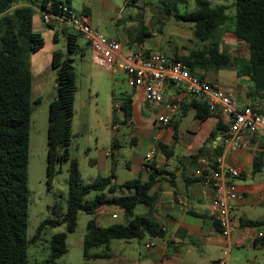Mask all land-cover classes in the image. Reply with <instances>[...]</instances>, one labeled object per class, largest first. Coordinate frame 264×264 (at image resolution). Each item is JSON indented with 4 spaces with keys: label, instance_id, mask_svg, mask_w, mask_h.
Returning <instances> with one entry per match:
<instances>
[{
    "label": "crops",
    "instance_id": "crops-1",
    "mask_svg": "<svg viewBox=\"0 0 264 264\" xmlns=\"http://www.w3.org/2000/svg\"><path fill=\"white\" fill-rule=\"evenodd\" d=\"M168 1L176 2L178 0H147L140 6H135L129 3V0H124L121 8L111 6L112 0H99L101 11H107L109 8L111 11H117V16L112 20L110 18L105 20L104 24L94 19L89 6H87L89 4L82 5L81 9L76 11L71 7V0H69V7L75 15L85 19L93 29L100 30L102 33L98 31L99 33L119 43L117 63H121L126 55L137 48H142L145 52H157L168 60L187 56L191 50L198 48V45L193 48L180 46L174 47L170 56L161 54L159 36L162 31L160 23L164 24L168 18L166 15H161L164 6L160 9L158 4ZM206 1L210 7L219 5L228 7L226 11L228 16L233 13L230 6L234 0ZM190 2L192 0H187L186 5H177V8L178 6L185 7ZM26 5L25 0H20L12 8ZM42 19V12L34 9L31 18L32 29L43 38V46L29 55L28 65L31 93L35 86L39 99L45 87L52 88L53 96L48 100V105L55 97V77L51 68V57L55 52L54 43L58 41L59 34L63 35L64 29H71L67 28L61 19H50L49 26L44 24ZM110 21L113 24L112 29L105 26V24H110ZM187 28L189 31H186L184 24L175 25L174 33L180 39H189L192 34L191 26ZM141 31H143V35H141ZM217 36L220 49L223 48L231 56L238 55L237 51L242 48V45L229 31H218ZM79 39L86 46L80 37ZM201 47L202 45L199 48ZM89 57L92 61L91 55ZM116 70L120 69L114 64L107 71L113 74L117 72ZM223 70L197 71L196 75L208 83L217 85L223 92L229 94L238 107L248 105L264 114V99L259 91L252 88L248 78H237L235 71L231 69H228V73H223ZM120 72L124 77V84L130 92L128 94L131 100L130 120L126 125L119 124L118 120L122 117L119 108L121 103L112 106L110 129L113 125L117 128L114 131L111 130L110 139L105 144L107 148L99 152L102 158L109 160V163L102 162L101 164L97 163L94 158H89V164L100 169L106 176H109L113 170L114 179L111 182L115 184L135 178L144 181L155 171L157 175L154 174V183L150 191L153 199L151 207L144 206L139 214H133L136 216L148 215L161 229V235L156 237L144 235L131 240H111L107 244V257L94 260L93 263L216 264L221 250L225 247L229 248L228 257L231 252L239 253V255L240 252H247L251 255L250 259L257 263V255L264 252L262 242L264 237L258 238L257 234L264 232V225L247 227L239 226V223L241 221H264V141L259 135L252 134L245 136L237 149L222 148L221 133L216 132L215 129L218 123L226 126L224 118L218 112H212L202 120L195 119L194 110L190 108L191 98L183 97L181 87L172 84L164 85L163 98L171 100L181 96V103L167 125L159 124L156 117L162 113L160 105L144 101L142 92L129 87L126 76L121 70ZM91 84L89 78L87 94L81 95L75 74L76 91L71 118V142L77 137L82 138L84 132L89 131L92 145L97 147V135L92 133L90 128L91 114L96 111L97 107L96 94L92 93ZM113 116L116 119H113ZM120 126L127 128L125 137L127 139L117 137L116 133ZM213 132L215 136L210 139V134ZM158 144L162 146L161 149L157 147ZM76 147H78V142ZM89 148L90 144L86 142L82 146L85 151H89ZM107 150H110L111 155H105ZM88 155H90V151L87 153ZM118 155H123L124 168L133 175L132 178L126 179L116 174L114 157ZM146 155L151 156L150 161L143 165L142 159ZM219 155L226 167H234L238 171L237 176L231 179L237 198L230 213L234 231L228 239L220 236L217 231L209 206L213 191L202 182L200 177L201 169L211 164ZM259 155L262 165L259 170H253V157ZM112 215H115V218H112ZM95 221L101 227L123 223L122 212L104 207L96 211ZM148 242H151L152 246L145 248L144 245ZM102 251L103 249L97 248L91 253L101 254Z\"/></svg>",
    "mask_w": 264,
    "mask_h": 264
},
{
    "label": "trees",
    "instance_id": "trees-1",
    "mask_svg": "<svg viewBox=\"0 0 264 264\" xmlns=\"http://www.w3.org/2000/svg\"><path fill=\"white\" fill-rule=\"evenodd\" d=\"M19 1L0 0V264H26L27 243L36 240L44 228L61 225L64 231L49 238L44 261L45 264H58L56 261L67 252L66 235L75 230L78 212L89 217L81 243L82 264H94V260L106 258L107 244L111 240L160 236L161 229L148 215L133 214L136 206L151 207L153 199L150 191L154 174L157 175L155 171L144 181L135 178L115 184L111 182L114 179L111 170L109 176L94 178L87 184L81 183L77 162L69 152L76 91L74 68L69 57L62 58L60 53L54 52L51 68L55 77V97L47 105L45 182L49 186L54 174L60 171V166L67 163L65 209L55 218L42 221L33 237L26 240L28 136L31 105L36 103L31 100L28 57L43 46V38L32 29V13L37 9L43 16L64 22L69 15L62 10L63 7L75 13L69 7V0H25L26 6L12 8ZM192 2L193 9L183 13H178L177 5H186L187 0L162 3L167 18L176 23L190 24L193 38L202 45L191 50L187 56L169 60L181 62L193 75L197 71L234 70L237 78L247 77L252 88L259 91L264 99V0H234L230 6L233 11L231 16L227 15L226 6L210 7L206 0ZM49 23L46 25L49 26ZM227 24L231 25L230 33L245 49V55L231 56L219 48L217 32L225 31ZM162 26L163 23H160V28ZM63 35L67 53L79 51L82 55L76 44L79 35L68 29L63 30ZM190 98L195 119L202 120L209 116L204 102ZM130 104V95L122 98L119 106L122 117L118 120L121 125H126L130 120ZM113 119L116 117L113 116ZM215 130L224 138L227 127L218 123ZM214 136L215 133H211L210 139ZM157 147L162 148L159 144ZM261 165V156H254L253 170H259ZM91 193L93 197L87 199ZM104 207L119 209L123 223L99 226L95 214ZM258 225H264V221L239 223V226L247 227ZM262 242L264 245V240ZM97 248L103 249L101 254L91 253Z\"/></svg>",
    "mask_w": 264,
    "mask_h": 264
},
{
    "label": "rangeland",
    "instance_id": "rangeland-1",
    "mask_svg": "<svg viewBox=\"0 0 264 264\" xmlns=\"http://www.w3.org/2000/svg\"><path fill=\"white\" fill-rule=\"evenodd\" d=\"M124 0H112L111 6L121 8ZM153 1V0H151ZM88 2V3H87ZM71 7L79 11L84 4H89L92 16L96 21L104 24L105 20L113 19L117 16V11H111L110 8L107 11H101L99 9V0H71ZM164 6L162 3L158 4V7L162 9ZM192 10V2L185 7L178 6V13ZM161 15H166L161 11ZM155 23V22H154ZM184 24L186 31L188 30V23H176L171 19L165 20L162 28L161 35L159 36L160 52L165 56H170L174 47L183 46L184 48H190L198 45L199 43L193 38L192 34L189 39H180L174 33L175 25ZM107 28L112 29L113 24H105ZM230 24H227L225 30L230 32ZM101 32L100 30H98ZM102 33V32H101ZM100 33V34H101ZM104 34V33H103ZM55 44V52L69 57L74 68V72L77 77V84L79 87V93L81 95L87 94L89 78L93 87V94H96V111L91 114L92 133H95L98 138L97 147H93L92 138L89 131H85L82 138L77 137L73 139L69 146L70 156L77 162L78 173L82 184L90 183L95 177L106 176L100 169L89 164V158H94L97 163L105 162L109 163L108 159H104L99 154L100 151L105 150L110 136H111V118L110 111L113 105L121 103L123 97L130 92L124 84V77L120 70H116V73L111 74L103 68L98 67L90 60L89 46L82 44L80 39H77L76 44L79 46L80 51H75L73 54H69L66 51V43L64 35L59 34L58 41ZM238 55H245V49L240 48L237 51ZM223 73H228V69H224ZM52 88L48 86L44 88L40 98H37L35 86L31 93V100L36 103L31 105V117L28 136V164H27V188L28 195V209H27V227L25 230V238L29 241L36 230V227L45 219H53L57 214L62 213L65 209L66 201V179H67V163L60 166V171L54 174V177L49 186H47L46 179V125H47V102L52 98ZM127 128L120 126L117 131V137L125 138ZM127 139V138H125ZM78 147H76L77 142ZM127 141V140H126ZM90 144V155L87 156L89 151L82 149L84 143ZM97 148V151H95ZM126 151V150H125ZM126 156V155H125ZM114 168L116 174L126 179L132 178V174L128 173L124 168L123 155L114 157ZM93 194H89L87 199H91ZM144 206H136L133 209L134 214H139L140 210ZM110 209L118 211L115 207H108ZM88 216L78 212L76 218V227L73 233L66 235L67 253L63 255L56 262L58 264H82L81 257V244L80 240L85 233V223L88 220ZM63 226H57L55 228H44L38 235L37 239L31 243H27V262L26 264H45V258L47 257L48 241L51 235L59 232H63ZM247 252L230 253L228 257V264H264V252L257 255V263L250 259Z\"/></svg>",
    "mask_w": 264,
    "mask_h": 264
},
{
    "label": "built area",
    "instance_id": "built-area-1",
    "mask_svg": "<svg viewBox=\"0 0 264 264\" xmlns=\"http://www.w3.org/2000/svg\"><path fill=\"white\" fill-rule=\"evenodd\" d=\"M146 1L129 0V3L140 6ZM62 10L67 11L69 15L65 21L67 28L77 33L89 46L94 64L105 70H110L116 64L126 76L127 85L139 89L144 101L160 105L162 113L156 117L159 124L167 125L181 103V96L171 100L163 98L164 85L172 84L181 87L183 97L199 99L206 104L210 113L218 112L224 118L227 131L224 138H221L222 148L237 149L244 137L252 134L259 135L264 141V114L248 105L238 107L235 100L217 85L190 74L181 62L166 60L157 52H145L142 48H137L126 55L121 63H117L120 50L118 42L100 34L85 19L66 10L65 7ZM50 19L52 17L44 15L42 20L47 24ZM116 128L113 125L111 130L114 131ZM109 154L110 150H107L105 155ZM150 157V155L144 156L142 164H148ZM237 174V169L223 164L221 155L200 171L202 182L213 191L209 205L210 211L218 233L225 239H228L234 231L230 213L237 194L231 179ZM111 217L115 218V215ZM257 237H264V232L258 233ZM144 246L150 248L152 243L148 242ZM228 253L229 248H223L216 264H228Z\"/></svg>",
    "mask_w": 264,
    "mask_h": 264
}]
</instances>
